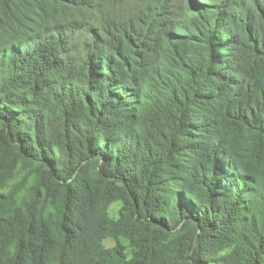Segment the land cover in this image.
Instances as JSON below:
<instances>
[{"label":"trees","instance_id":"1","mask_svg":"<svg viewBox=\"0 0 264 264\" xmlns=\"http://www.w3.org/2000/svg\"><path fill=\"white\" fill-rule=\"evenodd\" d=\"M0 264H264V0H0Z\"/></svg>","mask_w":264,"mask_h":264},{"label":"rangeland","instance_id":"2","mask_svg":"<svg viewBox=\"0 0 264 264\" xmlns=\"http://www.w3.org/2000/svg\"><path fill=\"white\" fill-rule=\"evenodd\" d=\"M120 209H121L120 203H115L111 206L110 215L112 216V218H114V219L118 218Z\"/></svg>","mask_w":264,"mask_h":264}]
</instances>
